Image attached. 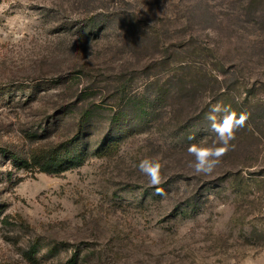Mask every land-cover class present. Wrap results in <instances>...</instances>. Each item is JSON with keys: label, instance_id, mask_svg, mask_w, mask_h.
<instances>
[{"label": "rangeland", "instance_id": "rangeland-1", "mask_svg": "<svg viewBox=\"0 0 264 264\" xmlns=\"http://www.w3.org/2000/svg\"><path fill=\"white\" fill-rule=\"evenodd\" d=\"M0 264H264V0H0Z\"/></svg>", "mask_w": 264, "mask_h": 264}, {"label": "clouds", "instance_id": "clouds-1", "mask_svg": "<svg viewBox=\"0 0 264 264\" xmlns=\"http://www.w3.org/2000/svg\"><path fill=\"white\" fill-rule=\"evenodd\" d=\"M220 114H222V118L218 121L217 116ZM207 119L210 121L211 130L216 133L217 141L221 146L204 147L196 144L189 146V153L195 157L192 167L197 174L211 173L215 169L220 163V158L229 151L230 141L235 138V130L244 126L248 114L240 113L237 116V113L232 111L229 106L217 103L210 107ZM138 167L140 172L149 178L150 184L155 188V194L163 197L164 189L156 187L162 182L160 161L145 159L140 162Z\"/></svg>", "mask_w": 264, "mask_h": 264}, {"label": "trees", "instance_id": "trees-1", "mask_svg": "<svg viewBox=\"0 0 264 264\" xmlns=\"http://www.w3.org/2000/svg\"><path fill=\"white\" fill-rule=\"evenodd\" d=\"M80 106L79 107L77 106V108L81 109V114H82L83 120H85L86 118H87V120H89L90 110L89 109L85 110L84 107H80ZM88 122L89 121H87V123ZM70 163L71 162H69V164ZM63 165H64L63 161H61L60 158H57L55 156H52L50 158H46V155L39 156V158H37V160L35 161L36 168H39V169H41V171L47 172V173L61 172Z\"/></svg>", "mask_w": 264, "mask_h": 264}]
</instances>
